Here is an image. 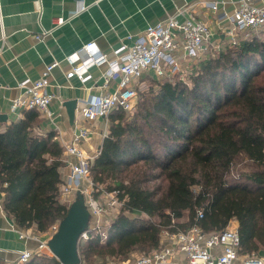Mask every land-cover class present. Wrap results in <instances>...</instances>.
Returning a JSON list of instances; mask_svg holds the SVG:
<instances>
[{
    "label": "trees",
    "instance_id": "trees-1",
    "mask_svg": "<svg viewBox=\"0 0 264 264\" xmlns=\"http://www.w3.org/2000/svg\"><path fill=\"white\" fill-rule=\"evenodd\" d=\"M251 36L192 70L191 86L158 81L139 92L133 118L122 108L109 115L91 175L106 191H119L125 208L105 242L91 233L81 246L83 264L151 254L165 229L220 232L232 220L239 254L263 256L264 31ZM38 121L30 110L0 130V192L20 228L47 233L70 206L60 202L64 147L54 133H35ZM24 264L60 262L44 254Z\"/></svg>",
    "mask_w": 264,
    "mask_h": 264
},
{
    "label": "crops",
    "instance_id": "crops-1",
    "mask_svg": "<svg viewBox=\"0 0 264 264\" xmlns=\"http://www.w3.org/2000/svg\"><path fill=\"white\" fill-rule=\"evenodd\" d=\"M238 2L239 0H0V116H7L6 121L0 118V130L3 131L14 121L25 119L26 111L11 110L13 101L23 93L20 84L28 79H40L48 65L58 62L50 74L51 85L47 88L48 92L55 95L50 105L55 124L39 112L34 132L44 136L54 133L56 140L64 147L63 160L66 164L60 168L62 185L70 174L71 165L76 161L65 154V148L67 144L73 143L77 132L81 128L92 130L90 138L80 144L90 154L101 149L109 133V120L88 121L84 118L82 111L86 102L92 97L112 92L117 86L112 83L109 88H103L107 63L90 66L84 81L77 76L68 78L72 65L67 58L93 44L86 49L78 64L90 54H106L109 59H113L121 46L132 45L137 36L143 34L149 26L165 22L173 16L184 21L188 17L187 10L193 11L198 19L207 22L212 31L210 48L204 62L231 44L230 36L224 32L225 27L231 26L226 14L231 15ZM215 3L218 6L216 10L212 7ZM83 7L86 8L81 11ZM74 14L77 15L69 22L56 26L58 18H69ZM44 31L53 33L43 36ZM244 35L245 33L240 34L241 40ZM38 36H42V39H38ZM150 80L156 79L152 74H145L138 90L144 88ZM72 100L77 102L73 121L65 106L66 102ZM3 199L4 195L0 192V261L3 264H17L22 252L39 248V241L31 237H38L48 243L58 230L53 234L51 230L40 233L36 227L20 228L4 210ZM69 199L74 202L76 196H70ZM60 202L65 204L61 199ZM86 208L89 213V230L96 222H93L95 219L87 205ZM110 223L103 222L104 226ZM59 224L60 222L57 223L58 228ZM232 224V228L238 229V221L235 220ZM43 248L44 254L53 257L48 247ZM136 256L137 253H134L129 261L135 260ZM187 260L185 254H180L175 258L174 264H186Z\"/></svg>",
    "mask_w": 264,
    "mask_h": 264
},
{
    "label": "built area",
    "instance_id": "built-area-1",
    "mask_svg": "<svg viewBox=\"0 0 264 264\" xmlns=\"http://www.w3.org/2000/svg\"><path fill=\"white\" fill-rule=\"evenodd\" d=\"M212 7L215 10L218 8L216 3ZM85 8L83 7L81 11ZM186 12L188 17L184 21L173 16L165 22L149 26L143 34L137 36L132 45L121 46L113 59H109L106 54L99 56L90 54L78 64L83 53L93 44L85 46L67 58L72 65L71 71L67 74L68 78L77 76L84 81L90 66L107 63L108 70L104 74L103 88H109L112 83L117 84L112 92H105L86 102L82 111L86 120L108 121L109 115L120 108L131 112L136 106L138 87L145 74H152L157 81L173 82L176 79L185 81L192 70L200 69L210 48L212 31L209 24L198 19L193 11ZM75 15L77 14L69 18H58L56 26L66 24ZM226 18L231 26L225 27L224 32L230 36L233 45L239 44L241 33H245L243 41L251 40V30L257 33L264 31V0H239L233 13L226 14ZM50 33L53 31H44L42 35ZM37 38L42 39V36ZM57 65L58 62L48 65L40 79L34 81L28 79L20 84L23 93L13 101L12 112L37 110L54 123L50 105L55 95L48 92L47 88L51 85L50 74ZM91 132L89 128H81L73 143L66 145L65 154L76 161L71 165L70 174L61 185L60 199L65 204H71L73 200L69 199L70 196H76L79 192L83 194L96 224L84 232L80 240L87 241L93 233L100 235L102 242H105L109 224L104 226L103 222H100L101 218L116 217L124 210L125 203L119 198V191L108 192L92 178L91 164L101 149L90 154L80 147L83 141L90 138ZM203 215V210H200V218ZM57 230L56 224L51 231L54 234ZM21 237L25 238V235ZM31 238L39 241V248L35 251L22 252L17 264L28 262L34 255H44L43 247H48V243L39 240L38 237ZM239 249L240 236L237 228L228 226L223 231L212 233H205L200 227L175 232L165 229L161 233L160 248L157 251L140 255L132 262L129 259L123 264H174L175 258L180 254L187 256L186 264H264V256L240 255Z\"/></svg>",
    "mask_w": 264,
    "mask_h": 264
},
{
    "label": "water",
    "instance_id": "water-1",
    "mask_svg": "<svg viewBox=\"0 0 264 264\" xmlns=\"http://www.w3.org/2000/svg\"><path fill=\"white\" fill-rule=\"evenodd\" d=\"M77 102L75 100L66 102L69 117L73 121ZM7 120V116H0ZM89 228V213L85 204V197L80 192L76 200L71 204L67 216L60 221L58 231L48 242V248L57 258L60 264H78L81 262L80 248L82 246L80 237Z\"/></svg>",
    "mask_w": 264,
    "mask_h": 264
},
{
    "label": "rangeland",
    "instance_id": "rangeland-1",
    "mask_svg": "<svg viewBox=\"0 0 264 264\" xmlns=\"http://www.w3.org/2000/svg\"><path fill=\"white\" fill-rule=\"evenodd\" d=\"M252 38V37H251ZM241 38H239L238 40H240ZM231 45H233L232 44V42H231ZM225 48V47H224ZM224 48H222L221 50H223ZM219 53L220 52H218V53H216V54H214L212 57H216V56H218L219 55ZM190 77H191V75H189L188 76V78L185 80V82H187V84H189V86H191V80H190ZM149 78V77H148ZM178 80H180V79H176L175 81H173V82H176V81H178ZM184 81V80H183ZM156 82V83H155ZM160 82V81H159ZM158 81H154V80H152V81H149L147 84H146V86H144V88H142V89H140L139 91H138V97H137V102H138V100H139V98H140V96H139V92H141V91H146V92H148L149 90H150V86H151V84L153 85V88H154V86H155V88L154 89H157V84L159 83ZM161 82H163V81H161ZM137 102H136V106H137ZM134 113H135V109H133L131 112H129V116H131L130 118H133L132 116H134ZM66 205H69V203H67ZM118 215V214H117ZM112 218V217H111ZM111 218H106V217H103V218H101V221L100 222H112L113 221V218L111 219ZM233 221H235V220H232L231 221V223L229 224V227H231L233 224H232V222ZM237 221V220H236ZM93 222H96L95 220L93 221ZM82 245H84V243H82ZM136 255V254H135ZM141 254H138L137 253V256H136V258L138 257V256H140ZM135 258V259H136ZM112 262H114L115 264H123V262H119V261H112Z\"/></svg>",
    "mask_w": 264,
    "mask_h": 264
}]
</instances>
